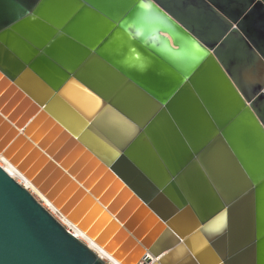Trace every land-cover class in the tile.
Here are the masks:
<instances>
[{
    "label": "water",
    "instance_id": "1",
    "mask_svg": "<svg viewBox=\"0 0 264 264\" xmlns=\"http://www.w3.org/2000/svg\"><path fill=\"white\" fill-rule=\"evenodd\" d=\"M0 81L30 105L3 157L44 118L58 162L18 169L50 200L88 158L161 229L102 204L127 264L263 262L264 0H0ZM0 264L105 262L0 167Z\"/></svg>",
    "mask_w": 264,
    "mask_h": 264
},
{
    "label": "rangeland",
    "instance_id": "2",
    "mask_svg": "<svg viewBox=\"0 0 264 264\" xmlns=\"http://www.w3.org/2000/svg\"><path fill=\"white\" fill-rule=\"evenodd\" d=\"M4 93L5 92H0V98H2V95ZM13 100H14V95L10 94V96H8V98L5 100L6 101L5 105L0 107V156L3 158V159L0 158V166H5L6 165L5 162L8 161L17 170V172L29 182L31 187L37 193L31 187H29L21 179V177L19 175H16V176L13 175L15 180L19 184L26 185L28 188H30V191L32 192V195L35 197V199L46 210H48V212L54 218H56V220L60 224H62L63 226L71 227L74 230V234L78 233V231L81 232L88 239L93 240L97 244V246H99V248L103 249L109 256H111V257L113 256L114 258L113 257L112 258L114 260H116L119 263L124 264L122 262V259L119 258V256H120V254L126 255L128 252V250L126 252H124V250L122 249V246L126 241V238L123 237L121 239H118V236L120 233L119 230L115 229L114 223L110 221V219L106 216V214L102 213V211L99 209V207L95 205L93 200H91L90 198H88L86 196L85 192H80L83 190L79 191L80 188L71 185L69 182H66L65 184H63L59 188L60 203L56 205L52 200H50L46 196V194L44 192H42L39 189V187H37L33 183L32 178L34 177V175L28 176V175H26V172L18 169V165L24 159H26V157H28L29 155H31L33 153L34 147H38V146L42 150H44L50 157H52L53 160L58 162V160L54 159V155H51L50 153L47 152L46 147L44 148L40 145V143L43 142L45 139H51L52 140L51 143H53L56 140V135L52 134L51 127H48L47 129H44V130L40 129L41 124L45 119H40L31 128L30 133L27 135V138L29 141L32 142L33 146L32 147L26 146L27 148L24 150L23 156H21L20 160H18L17 163H12V161H10V157H12V156L15 157L17 155L18 151H20L23 148V146H25V143L22 141L18 142V144L15 145V147L17 149L19 148L18 150L16 149L17 152H14L8 158L2 156V152L6 151L8 146L11 145L12 141L16 137L15 135L11 134L9 127L7 126V123L4 122V119L10 120L11 119L10 116H15L14 117L15 120H17L24 114V112L26 111V108H27L26 106H23L24 108L21 107V110H20V108L18 109L19 104L18 103H17L18 105L16 103L12 104ZM15 111H17V112L14 114ZM38 113L39 112L34 113V115H32L29 122L34 120V117H36V115ZM2 127H4V128L2 129ZM2 147H4V148H2ZM36 156L38 157L39 155H36ZM90 160H88V161H90ZM64 161H66V160L65 159L62 160V164ZM88 161L86 163L82 164V166L79 170V172L82 170L84 171L83 178H81V179H78L76 177L75 178H76L78 184L81 187L85 186L84 188H86L89 192H91V190L88 187H86L85 184L91 183L90 188L93 186L92 192L99 195L98 191H100L106 185L107 182L111 181V179L107 178V177H103L100 180L93 183V179L95 178L94 173L96 171H99V166H98V164L95 163L94 165L91 164L90 166L87 167V165H88L87 163H89ZM33 163H35V162L31 161V164H33ZM43 165L45 166L46 162H44ZM67 166H69V165H67ZM43 167H41V169ZM62 168H64V167H62ZM64 170H66L65 172L68 171L67 169H64ZM38 171L39 170L36 171V174L38 173ZM60 179H62V176H59L54 181L55 184L53 183L52 186L56 185V183L58 181H60ZM95 198L98 200V198L96 196H95ZM114 199L115 198H113L112 200H114ZM101 204H103V203L101 202ZM103 206L106 207V205H104V204H103ZM76 212L78 213L77 214V216H79L78 218L75 214ZM130 215H132V214H130ZM62 219H64L66 222ZM152 228H153V224L148 223L147 228L145 229V231L143 233V236H147L150 233V231L152 230ZM80 240L85 245L91 246L90 243L85 238L80 237ZM88 243H89V245H88ZM104 260H106L105 264H107V263L110 264V261L108 259H104Z\"/></svg>",
    "mask_w": 264,
    "mask_h": 264
},
{
    "label": "bare ground",
    "instance_id": "3",
    "mask_svg": "<svg viewBox=\"0 0 264 264\" xmlns=\"http://www.w3.org/2000/svg\"><path fill=\"white\" fill-rule=\"evenodd\" d=\"M7 86V85H6ZM0 92H5L3 95H2V98H0V107L1 106H4L5 105V100L8 98V96H10V94H13L14 95V93L12 92V93H10V92H8V90H7V87H4V85L3 84H1V81H0ZM21 101V100H20ZM23 101V100H22ZM24 106H26L27 108L30 106L29 104H27V105H25L24 104ZM26 108V109H27ZM18 111V110H17ZM17 111H15L14 112V114L17 112ZM36 112H39V111H36ZM35 112V113H36ZM25 113V112H24ZM13 114V115H14ZM38 115H39V113L36 115V117H38ZM23 116V115H22ZM20 117L19 119H17V120H15V116H10V120L9 119H4V122L5 123H7V126L9 127V130H10V132H11V134L12 135H16L15 133H14V131H15V128H17L18 126H19V123H20V120H21V118L23 119L24 117ZM44 119V118H43ZM39 120H37L35 123L33 122V120L31 121V122H33L32 124H31V126H30V130H31V128L33 127V125L34 124H36L37 122H38ZM30 123V122H29ZM52 126V125H51ZM50 127V126H49ZM48 127H45V128H43L42 130H44V129H47ZM30 130H29V132H28V134L30 133ZM24 130H20V132L19 133H21V132H23ZM27 134V135H28ZM52 134H54L55 135V132H53ZM58 139V138H57ZM57 139L53 142V143H51V139H45L43 142H41L40 143V145L42 146V147H46L47 145H50L48 148H46V149H48V153H50L51 155H56V154H59V150H60V148L62 147H59V148H57V149H55L52 145H54V146H59L60 145V141H57ZM57 152V153H56ZM0 158H2L1 156H0ZM74 158H75V160H77L78 158H79V156L76 154V155H74ZM3 159V158H2ZM54 159H57V158H54ZM88 160H90V159H86L85 160V162L84 163H86ZM6 161V160H5ZM4 162V161H3ZM68 162V160H66V161H64L63 162V164H66ZM89 163H87L88 164V166H90L91 164L92 165H94L95 163H93L92 162V160H90V161H88ZM6 163V165L5 166H2V168L10 175V176H12V177H14L13 175H19L20 177H21V179L29 186V187H31V185L29 184V182L25 179V178H23L18 172H17V170L8 162V161H6L5 162ZM97 164V163H96ZM87 166V167H88ZM104 177H107V178H110L111 179V181H109V182H107L106 183V185L100 190V191H98V193H99V195H97L96 193H94V192H92V187L90 188V186H91V183H86L85 185H86V187H88L90 190H91V192H89L86 188H84L85 186H82V190H83V192H85V194H86V196L88 197V198H90L91 200H93V202L95 203V205L96 206H98L99 207V209L102 211V213H104V214H106V216L107 215H109L108 213V211H106L105 209H104V207H102V204H101V202L104 204V205H109V203H110V201L113 199V198H115L114 200V203H113V206L111 207V210H114V209H117V208H119V207H121V206H123V205H125V207H124V211H125V215L126 214H132V215H130L131 216V218L130 219H128L127 221H126V225L130 228V229H132V230H134V228L136 227V226H139V225H141L140 226V233L138 234V236L140 237V238H142L143 237V233H144V231H145V229L147 228V225H148V223L149 224H153L154 223V221L153 220H151V219H149V220H147V219H145V217H144V215H145V213H146V211H144V210H139V208H137V206L134 204V200H132L131 198H130V196H129V194L127 193V192H125L124 190H121V186H119L115 181H113V178L111 177V176H109L108 174L107 175H105ZM25 179V180H24ZM32 188V187H31ZM29 189V188H28ZM33 189V188H32ZM34 190V189H33ZM35 191V190H34ZM36 192V191H35ZM37 193V192H36ZM112 195V196H111ZM95 196L98 198V200L95 198ZM101 201V202H100ZM129 215H126L125 217H124V220L126 219V218H128L129 217ZM124 216V215H123ZM61 217V216H60ZM62 218V217H61ZM109 219H110V221L112 222V219H111V217L109 216L108 217ZM62 220H64V219H62ZM65 221V220H64ZM66 222V221H65ZM139 224V225H138ZM138 231V230H137ZM137 231L135 232L134 231V233H137ZM161 232V229H157L156 228V230H153L151 233H149L148 235H150L149 237H151L152 235L154 236V237H156L159 233ZM79 233V234H78ZM78 233H76V234H74L75 235V237L76 238H78L79 240H80V237H83V238H85L89 243H90V245L91 246H88L93 252H95L105 263H106V260H104V259H108L109 261H110V264H122V263H119V262H117L116 260H114L111 256H109L103 249H101V248H99V246H97V244L93 241V240H90V239H88L84 234H82L81 232H79L78 231ZM142 233V234H141ZM123 238V237H122ZM153 240V239H152ZM81 241V240H80ZM89 243H88V245H89ZM132 250H133V248L132 247H130V249H128V252H127V254L125 255V254H120V258L122 259V262L124 263V264H127L126 263V261L129 259V255H130V253H132ZM135 252V251H134ZM133 252V253H134ZM132 257H134L133 255H132ZM127 259V260H126ZM154 261H155V259H153ZM107 264H109V263H107Z\"/></svg>",
    "mask_w": 264,
    "mask_h": 264
},
{
    "label": "crops",
    "instance_id": "4",
    "mask_svg": "<svg viewBox=\"0 0 264 264\" xmlns=\"http://www.w3.org/2000/svg\"><path fill=\"white\" fill-rule=\"evenodd\" d=\"M217 259H204V264H215ZM216 264H258L257 259H224L223 261L219 259L218 263ZM260 264H264L263 262Z\"/></svg>",
    "mask_w": 264,
    "mask_h": 264
},
{
    "label": "built area",
    "instance_id": "5",
    "mask_svg": "<svg viewBox=\"0 0 264 264\" xmlns=\"http://www.w3.org/2000/svg\"><path fill=\"white\" fill-rule=\"evenodd\" d=\"M1 168H2V166H0ZM12 177V176H11ZM14 180H15V178L14 177H12ZM16 181V180H15ZM17 182V181H16ZM18 183V182H17ZM19 184V183H18ZM22 187H24L25 189H27L31 194H32V192L30 191V188L28 189V187L26 186V185H23V184H20ZM65 228H66V230H68L72 235H74V230L71 228V227H69V226H64ZM75 236V235H74Z\"/></svg>",
    "mask_w": 264,
    "mask_h": 264
}]
</instances>
